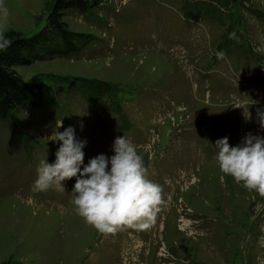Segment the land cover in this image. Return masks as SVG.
I'll use <instances>...</instances> for the list:
<instances>
[{"label": "rangeland", "instance_id": "374dc122", "mask_svg": "<svg viewBox=\"0 0 264 264\" xmlns=\"http://www.w3.org/2000/svg\"><path fill=\"white\" fill-rule=\"evenodd\" d=\"M51 2L0 0V35L41 29ZM64 20L96 40L15 67L57 103L0 119V263L264 264V197L221 182L216 162L217 140L264 136V0H102ZM98 84L104 106L91 102ZM68 127L86 142L81 168L114 155L117 137L135 145L162 189L146 227L99 233L72 204L77 177L35 188Z\"/></svg>", "mask_w": 264, "mask_h": 264}, {"label": "clouds", "instance_id": "9594fccd", "mask_svg": "<svg viewBox=\"0 0 264 264\" xmlns=\"http://www.w3.org/2000/svg\"><path fill=\"white\" fill-rule=\"evenodd\" d=\"M3 14L7 16L6 9ZM8 43L3 40L0 47ZM260 124L264 127V113ZM51 140L62 144L55 163L40 162L36 189L77 177L72 204L77 214L101 234L114 233L125 226L146 227L155 219L163 203L162 189L148 178L143 158L132 142L124 136L117 137L114 155L101 154L81 168L86 142L76 140L72 127L54 132ZM216 148V162L223 174L221 182L225 176H231L237 184L264 197V136L248 133L237 146H231L225 137L216 141Z\"/></svg>", "mask_w": 264, "mask_h": 264}, {"label": "trees", "instance_id": "16d2710c", "mask_svg": "<svg viewBox=\"0 0 264 264\" xmlns=\"http://www.w3.org/2000/svg\"><path fill=\"white\" fill-rule=\"evenodd\" d=\"M102 0H52L46 24L33 33L9 29L0 35V119L7 120L15 110L46 108L57 103V92L44 80L25 81L15 70L16 66L30 65L38 60L55 56L77 54L96 40L92 33L69 28L64 16L69 10L85 13ZM108 87L94 85L90 97L94 105H103ZM104 106V105H103ZM0 264H9L2 262Z\"/></svg>", "mask_w": 264, "mask_h": 264}, {"label": "bare ground", "instance_id": "6f19581e", "mask_svg": "<svg viewBox=\"0 0 264 264\" xmlns=\"http://www.w3.org/2000/svg\"><path fill=\"white\" fill-rule=\"evenodd\" d=\"M189 226V225H188Z\"/></svg>", "mask_w": 264, "mask_h": 264}]
</instances>
